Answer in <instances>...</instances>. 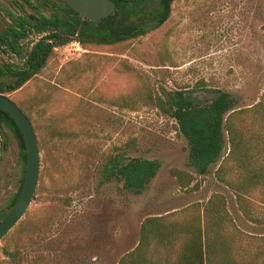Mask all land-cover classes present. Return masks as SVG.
I'll return each mask as SVG.
<instances>
[{
	"label": "rangeland",
	"instance_id": "1",
	"mask_svg": "<svg viewBox=\"0 0 264 264\" xmlns=\"http://www.w3.org/2000/svg\"><path fill=\"white\" fill-rule=\"evenodd\" d=\"M123 1L137 11L124 23L152 21L155 0ZM21 10L33 13L23 0H0V34ZM25 34L22 52L37 41ZM19 62L0 49V68ZM177 90L196 106L218 91L232 99L224 146L205 174L162 109ZM0 94L28 117L40 154L34 196L0 240V264H10L5 249L31 264H118L141 242L137 264H168L197 226L225 241L212 254L222 264H264V0H173L168 19L147 34L114 44L74 40L22 87ZM4 132L0 211L25 167L20 145ZM113 157L118 179L103 173ZM141 161L158 167L137 185V174L125 173Z\"/></svg>",
	"mask_w": 264,
	"mask_h": 264
},
{
	"label": "trees",
	"instance_id": "2",
	"mask_svg": "<svg viewBox=\"0 0 264 264\" xmlns=\"http://www.w3.org/2000/svg\"><path fill=\"white\" fill-rule=\"evenodd\" d=\"M23 1L32 10V15H28L24 10H21L23 14L19 15L10 13L11 23L0 34V49L6 47L13 54H18L20 58L18 64L7 63L0 68V93L22 87L45 67L56 48L74 40L81 44L87 42L114 44L147 34L153 27L168 19L173 2V0H155L157 5L151 10L153 22L142 19L124 23L130 13H137L134 2L113 0L116 11L101 19L98 24H93L62 0ZM26 32L33 33L37 41L30 50L22 52L20 40ZM164 104L165 107L162 109H166L167 113L175 119L179 132L188 141L190 164L197 173L205 174L209 167L218 161L224 146V115L231 110L232 99L226 92L218 91L217 96L209 104L196 106L181 90H177L166 94ZM1 124L12 129L19 138L26 162V150L21 131L12 117L0 108ZM138 167V171L132 169L125 173V176L137 174V185H142L156 172L158 165L155 161H141ZM103 173L118 179L121 173L119 160L116 157L110 158ZM131 180V178L128 179L129 184L134 183ZM18 194L19 192L12 198L9 206H12ZM153 219L147 218L144 223ZM189 231L190 235L182 243L175 261L168 264H216V261L217 264H222L224 262V258L217 259L212 255L216 251L219 256L226 248L225 241L220 235L216 234L213 238H208L206 230L201 229L200 226L189 228ZM140 245L123 255L118 264H137L140 260ZM4 254L10 264H31L27 255L19 252L18 249H5Z\"/></svg>",
	"mask_w": 264,
	"mask_h": 264
},
{
	"label": "water",
	"instance_id": "3",
	"mask_svg": "<svg viewBox=\"0 0 264 264\" xmlns=\"http://www.w3.org/2000/svg\"><path fill=\"white\" fill-rule=\"evenodd\" d=\"M83 18L93 24L116 11L113 0H62ZM0 108L7 112L19 127L26 150L25 180L20 194L11 208L0 214V240L17 224L25 214L37 187L40 154L33 126L26 114L7 96L0 94ZM1 130V128H0ZM3 139L5 136L3 135Z\"/></svg>",
	"mask_w": 264,
	"mask_h": 264
},
{
	"label": "flooded vegetation",
	"instance_id": "4",
	"mask_svg": "<svg viewBox=\"0 0 264 264\" xmlns=\"http://www.w3.org/2000/svg\"><path fill=\"white\" fill-rule=\"evenodd\" d=\"M0 128H1V130H0V137H1V141H2V143H1V145H0V153L2 152L3 148L6 146V141H7V136H6L5 132H4V128H6V129L9 131V137H12V138L15 140L16 144H19V145H20L19 138L16 136V134L14 133V131H13L12 129H10L8 126H6V125H4V124H1V125H0ZM2 133H3V135L5 136V139H3ZM23 141H24V140H23ZM20 147H21V145H20ZM21 150H22V147H21ZM22 153H23V150H22ZM22 156H23V155H22ZM23 161H24V158H23ZM24 164H25V167H24L23 174L21 175V183L19 184V187H18L17 190H16V194H17L18 192H19V194H20V191H21V189H22V186H23V183H24V180H25V172H26V162H25V161H24ZM19 194H18V196H19ZM17 198H18V197H17ZM17 198H16V200H17ZM16 200H15V201H16ZM11 201H12V199H11ZM11 201H10V202H11ZM14 203H15V202H14ZM14 203H13V204H14ZM13 204H12V205H13ZM10 208H11V206H8V209H6V210L0 212V214H3V213H5V212H7Z\"/></svg>",
	"mask_w": 264,
	"mask_h": 264
}]
</instances>
